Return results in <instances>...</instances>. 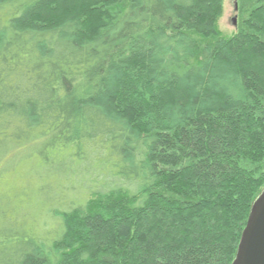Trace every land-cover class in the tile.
Returning <instances> with one entry per match:
<instances>
[{
    "label": "trees",
    "instance_id": "16d2710c",
    "mask_svg": "<svg viewBox=\"0 0 264 264\" xmlns=\"http://www.w3.org/2000/svg\"><path fill=\"white\" fill-rule=\"evenodd\" d=\"M235 1L225 36L224 0H0V264L233 263L264 190Z\"/></svg>",
    "mask_w": 264,
    "mask_h": 264
},
{
    "label": "water",
    "instance_id": "95a60500",
    "mask_svg": "<svg viewBox=\"0 0 264 264\" xmlns=\"http://www.w3.org/2000/svg\"><path fill=\"white\" fill-rule=\"evenodd\" d=\"M232 23L237 26V16L232 19ZM232 264H264V190L252 207Z\"/></svg>",
    "mask_w": 264,
    "mask_h": 264
},
{
    "label": "rangeland",
    "instance_id": "374dc122",
    "mask_svg": "<svg viewBox=\"0 0 264 264\" xmlns=\"http://www.w3.org/2000/svg\"><path fill=\"white\" fill-rule=\"evenodd\" d=\"M223 5H224L223 14L218 21V26H219L220 31L222 32V35L230 36L237 31L238 26H239V25L235 26L232 23V19L235 16H237V12L235 11V0H224ZM237 18H238V24H239L240 18L238 16ZM24 202H25L24 200L19 201L20 204ZM42 219H44V216L42 217ZM36 231L40 233L41 224H40V229H36Z\"/></svg>",
    "mask_w": 264,
    "mask_h": 264
}]
</instances>
